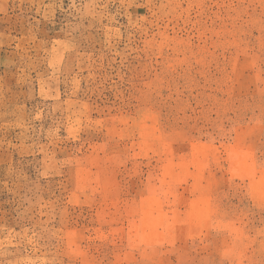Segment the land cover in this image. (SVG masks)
I'll return each mask as SVG.
<instances>
[{"label": "rangeland", "instance_id": "1", "mask_svg": "<svg viewBox=\"0 0 264 264\" xmlns=\"http://www.w3.org/2000/svg\"><path fill=\"white\" fill-rule=\"evenodd\" d=\"M0 264H264V0H0Z\"/></svg>", "mask_w": 264, "mask_h": 264}]
</instances>
